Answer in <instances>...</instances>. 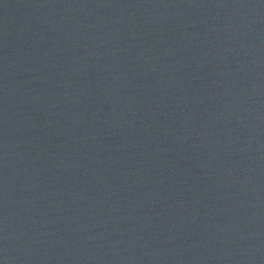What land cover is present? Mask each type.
I'll use <instances>...</instances> for the list:
<instances>
[{"label":"water","instance_id":"95a60500","mask_svg":"<svg viewBox=\"0 0 264 264\" xmlns=\"http://www.w3.org/2000/svg\"><path fill=\"white\" fill-rule=\"evenodd\" d=\"M0 264H264V0H0Z\"/></svg>","mask_w":264,"mask_h":264}]
</instances>
